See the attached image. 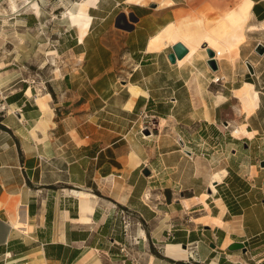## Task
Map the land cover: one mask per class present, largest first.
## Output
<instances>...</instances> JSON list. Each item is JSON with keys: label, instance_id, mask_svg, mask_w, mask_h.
Instances as JSON below:
<instances>
[{"label": "crops", "instance_id": "0c3cea01", "mask_svg": "<svg viewBox=\"0 0 264 264\" xmlns=\"http://www.w3.org/2000/svg\"><path fill=\"white\" fill-rule=\"evenodd\" d=\"M45 1L65 3L53 50L69 58L39 94L0 93V264H264V0ZM24 10L13 20L36 25ZM241 10L257 31L222 48ZM176 43L189 52L171 64ZM206 47L227 51L216 71ZM247 81L263 85L258 106L246 116L236 102L229 159L208 175L198 139L219 131L214 100ZM237 242L245 254L228 250Z\"/></svg>", "mask_w": 264, "mask_h": 264}, {"label": "rangeland", "instance_id": "374dc122", "mask_svg": "<svg viewBox=\"0 0 264 264\" xmlns=\"http://www.w3.org/2000/svg\"><path fill=\"white\" fill-rule=\"evenodd\" d=\"M17 2L16 6L20 7V1ZM57 2L51 3L45 0H36L32 1L29 7L24 8V13H27L28 17H31L30 15L36 17V25L31 24L25 26V21L15 22L13 19H18L20 12L11 16L9 15L8 17L0 16L1 97L13 91L21 82L27 83L33 89V93L39 94L42 88H46L48 84H52V79L59 77L61 74L63 60L65 58L68 59L69 56L67 57L66 55L62 58L63 53H57L53 50V46L56 43L55 40L58 38L53 37L52 33L56 35L58 33L57 30L60 28L57 27L55 22L54 24L51 21V13L56 10V7H61L65 4L62 2L57 4ZM1 12L12 14L9 10L8 0H0ZM244 27L246 28V37L248 34L254 33L251 32V27L248 24H244ZM25 28H36V30L31 32ZM18 30L24 32L22 38L19 37ZM21 46L22 49H19ZM229 54L232 53L229 52ZM250 72L252 75L250 76L248 74L249 81L253 82L255 81L253 71L250 70ZM262 86L261 83L257 84L256 90L260 91L259 88ZM214 105L217 106L216 113L220 114L217 121L219 131L209 132L208 135L210 137L207 140L202 135V139H198L200 144V151L198 153L199 157H201L199 166L208 175L220 169L230 156L227 145H224V142H227V138L230 137V130L224 129L223 126L227 122L232 123L233 116L237 119L236 122L238 124L243 121V117L242 119L238 118V113L236 112L238 105L235 100L230 99L223 102V100L215 99ZM146 125L148 128L141 131V133L149 137L151 135V126ZM180 139L182 140L183 138H176V141L180 143ZM185 154L187 155L186 152ZM261 249L255 250L253 253L260 252Z\"/></svg>", "mask_w": 264, "mask_h": 264}, {"label": "bare ground", "instance_id": "6f19581e", "mask_svg": "<svg viewBox=\"0 0 264 264\" xmlns=\"http://www.w3.org/2000/svg\"><path fill=\"white\" fill-rule=\"evenodd\" d=\"M17 1L18 2L20 1V3H21L20 7L16 6V2ZM8 2H9V10H10V12H12V15L17 13V12H19V9L27 8V7H29L32 4V2L29 1V0H8ZM126 2L130 3V4H134V5H144L146 0H127ZM170 4H171L170 1H162L161 2L162 6L163 5H170ZM9 15H11V14L2 13V12L0 13L1 17H8ZM247 20H248V13H247L246 10H241L239 13H237L236 15L231 17V19L229 20L230 24H229L228 30L225 32L223 37H220V43H221V47L222 48L228 47V45H232V48L234 49L235 45H233V43H234L235 40H236V43L238 41L239 42L243 41L242 34H240L238 36L237 33H241V29L243 28V26L247 22ZM260 27H262L264 29V23L261 24ZM250 29H254L255 31H257L255 26L251 27ZM170 34H171V29H169L166 32V35H165L166 39H167V37ZM206 48H208V47H206ZM209 49H211L212 51L218 53V56H217L218 60H220L221 56L225 53V51L221 50V48L220 49L209 48ZM229 52H231V51H229ZM130 89L132 91V88H130ZM26 94L30 95V90H28ZM233 96L236 99V102L238 103L240 110L246 116L250 115V113H252L258 106V101H259L258 92H257V90L254 89L253 84L249 83L248 81L242 83V85L240 87H238L233 92ZM35 99H36L37 103L40 105V107H44V105L42 103V101H43L42 99L43 98L38 96ZM226 127H227V123H226L225 126H223V128L225 129ZM211 180L212 181L210 182V187H211V189H214L213 185L211 183H214L216 180L220 181L221 178H220L219 175L214 174V175H212ZM11 222H12V225L16 228V230L17 229H21L22 230L24 228L23 224H21L14 217H12Z\"/></svg>", "mask_w": 264, "mask_h": 264}, {"label": "water", "instance_id": "95a60500", "mask_svg": "<svg viewBox=\"0 0 264 264\" xmlns=\"http://www.w3.org/2000/svg\"><path fill=\"white\" fill-rule=\"evenodd\" d=\"M128 18V20H127ZM136 21L135 18H133L132 16H128L126 17V15L124 13H119L115 19V27L124 31H131L132 30V26L129 25V23ZM188 48L184 45H182L181 43H176L173 47H172V52L167 56L168 61L171 64H174L176 60H181L187 53H188ZM255 54H257L258 56H262L264 54V46L261 44H258L254 50ZM205 53L207 56L206 59V64L207 66L212 70V71H216L217 70V64L216 61L213 58L214 56V51H212L209 48L205 49ZM147 135V132H146ZM260 167L264 168V161H262L260 163ZM182 248H186L185 246H182ZM229 251H241L243 254L246 253L247 249L244 246L243 243H233L228 247Z\"/></svg>", "mask_w": 264, "mask_h": 264}, {"label": "built area", "instance_id": "2783aa9c", "mask_svg": "<svg viewBox=\"0 0 264 264\" xmlns=\"http://www.w3.org/2000/svg\"><path fill=\"white\" fill-rule=\"evenodd\" d=\"M217 56H218V53L214 52V56H213L212 59H214L216 62H218ZM245 65H246V67L249 66V64H248L247 61L245 62ZM218 81H219V78H215V79L213 80L214 83H218ZM147 128H148V127H147V125L145 124L144 126H142L141 131H143V130H145V129H147ZM168 233H169V231H168Z\"/></svg>", "mask_w": 264, "mask_h": 264}]
</instances>
